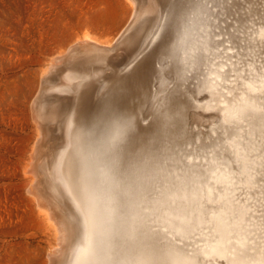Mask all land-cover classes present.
I'll list each match as a JSON object with an SVG mask.
<instances>
[{
	"label": "bare ground",
	"instance_id": "obj_1",
	"mask_svg": "<svg viewBox=\"0 0 264 264\" xmlns=\"http://www.w3.org/2000/svg\"><path fill=\"white\" fill-rule=\"evenodd\" d=\"M220 4L189 0L171 51L181 78L199 76L197 89L208 98L202 107L218 109L209 143L190 142L176 155L164 145L131 153L128 121L109 122L106 137L84 136L70 118L53 169L79 219L70 264H264V22L244 30L242 50L221 42Z\"/></svg>",
	"mask_w": 264,
	"mask_h": 264
},
{
	"label": "rangeland",
	"instance_id": "obj_2",
	"mask_svg": "<svg viewBox=\"0 0 264 264\" xmlns=\"http://www.w3.org/2000/svg\"><path fill=\"white\" fill-rule=\"evenodd\" d=\"M133 1L0 0V264H70L79 219L53 169L67 146L70 118L94 124L105 110L108 91L109 101L115 99L111 109L135 118L132 138L137 145L155 134L161 111L170 105L183 108L195 133L218 118L215 110L201 106L207 94L197 89L199 76L179 75L171 57L173 20L153 46L148 43L168 9L175 8L173 0ZM250 10L262 14L264 0H233L221 8V42L245 47L237 22L250 20Z\"/></svg>",
	"mask_w": 264,
	"mask_h": 264
},
{
	"label": "water",
	"instance_id": "obj_3",
	"mask_svg": "<svg viewBox=\"0 0 264 264\" xmlns=\"http://www.w3.org/2000/svg\"><path fill=\"white\" fill-rule=\"evenodd\" d=\"M188 6H189V0H188V5L183 9V12L184 10L188 8ZM223 7H225V4L221 0V4L219 5V7H217V9L214 8L216 13H218L217 17L219 19V22L221 21L219 18V14L221 15L220 10ZM182 14L177 15L175 8L168 9L164 21L160 23V26L150 38L149 45H152L154 42H156L159 39L162 31L164 30L163 28H165L166 25L172 20H173L172 22H174V27L175 26L177 27L179 17ZM249 14L251 18L250 20L246 19V20H241L240 22L239 21L237 22V25H238L237 33H239V37L240 35L242 36L244 30H246L252 24L258 25L259 23L264 22L263 20L264 11L262 14L259 15L258 11L250 10ZM235 31L236 30H234V32ZM174 33H175L174 36L176 37V30ZM220 33L221 35L224 34L222 30H220ZM230 45H234V44L231 42ZM235 45H239V44L237 43ZM107 90H109V88ZM106 95H107L108 101L106 102L105 110L103 111L101 117L94 124L90 126L85 125V124L77 125L73 117L74 124L77 128H80L83 130L84 136H89L91 133L94 132V133H97L98 135L106 137L109 122H112L114 119L115 120L123 119V120L128 121L130 124V130L128 134L127 143H128V148L131 151V153H136L138 151L144 152L149 147H153L154 151H158L159 147L161 145H164V147H167L172 152H174L176 155V153L178 154L180 150L185 149L190 142H192V144L194 145L196 144V142H199V141H202L204 143H209L211 139L213 138L212 130L216 125H218V122H219V112L217 108H211V109L204 108L205 110H215L218 114V118L216 119V121L212 123V125L208 129H206V131L195 133L194 130L192 129L190 130L188 128L187 117H186V114L183 108L178 106L177 104L170 105L166 109L163 110V113H162L163 116L161 117V119L158 120V122H156L157 126H155V134L152 135L146 143L142 145H139V144L137 145L136 142L132 138V135L135 130V118L130 115L118 114L114 112L111 109V106L113 104L112 102L109 101V96H110L109 92H107ZM207 99L205 102L208 101Z\"/></svg>",
	"mask_w": 264,
	"mask_h": 264
},
{
	"label": "snow or ice",
	"instance_id": "obj_4",
	"mask_svg": "<svg viewBox=\"0 0 264 264\" xmlns=\"http://www.w3.org/2000/svg\"><path fill=\"white\" fill-rule=\"evenodd\" d=\"M225 5L231 4L233 0H222ZM177 15L182 14L183 9L188 5V0H173ZM205 4L210 3V0H204Z\"/></svg>",
	"mask_w": 264,
	"mask_h": 264
}]
</instances>
